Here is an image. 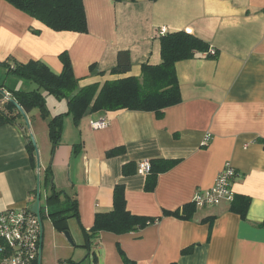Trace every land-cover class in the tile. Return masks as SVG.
<instances>
[{"label":"crops","instance_id":"crops-1","mask_svg":"<svg viewBox=\"0 0 264 264\" xmlns=\"http://www.w3.org/2000/svg\"><path fill=\"white\" fill-rule=\"evenodd\" d=\"M82 2L86 33L55 32L0 0V63L41 62L59 74V56L66 53L83 88L138 77L143 64L158 65L161 34L187 32L216 54L175 64L181 102L161 117L117 111L86 113L75 121L65 115L54 147L38 109L25 114L28 130L22 116L1 125L0 212L30 207L37 180L40 191L50 167L55 189L65 195L61 200H75L78 220H66L73 245L52 226L44 237L42 227L39 264L60 258L73 264H264V0ZM123 50L129 52L130 70L111 75ZM13 82L10 88L2 85L0 101L2 90L37 89ZM45 104L48 118L67 110L66 100L52 95ZM99 119L107 125L93 129L90 122ZM31 137L42 160L38 167L27 152ZM111 150L117 151L108 156ZM155 159L178 162L146 191L147 177L137 174V163ZM227 162L235 170L233 195L250 199L245 220L225 201L195 208L188 219L165 215L209 189ZM116 186L123 188L130 214L155 221L137 232L100 231L86 249L83 231H91L95 214L112 209Z\"/></svg>","mask_w":264,"mask_h":264},{"label":"trees","instance_id":"trees-1","mask_svg":"<svg viewBox=\"0 0 264 264\" xmlns=\"http://www.w3.org/2000/svg\"><path fill=\"white\" fill-rule=\"evenodd\" d=\"M3 1L55 32H87L82 0ZM112 1L119 2L123 0ZM129 1L135 2L137 0ZM158 40L161 59L158 65L143 64L138 77H124L83 88L78 86V79L73 75L66 53L59 56L62 64L59 74L53 73L41 62H29L27 64L13 62L11 66L8 60L0 63V67L29 83L35 84L37 87L33 91L10 90L8 92L11 99L0 106V126L13 125L14 121L21 116L13 102L18 104L25 114L33 109H38L40 117L47 120L48 137L54 147L59 142L62 118L65 115H71L75 121H79L86 113L117 111L148 112L161 117L163 110L181 102L175 64L205 54L210 47L201 39L184 31L161 34ZM130 67L129 52L126 50L119 51L116 55L115 65L109 73L111 75H125L129 72ZM92 68L91 66V71ZM100 74L103 73L100 72ZM2 87L0 86V89ZM49 95L66 100L67 110L65 113L48 118L45 97ZM26 147L34 166V147L31 142H28ZM116 151L111 150L107 155L111 156ZM149 162L151 170L146 176L144 186L146 191H151L154 188L157 176L160 173L168 171L178 161L155 159ZM49 171L50 167H47L42 179V186L46 190V194L40 217H47L54 229L58 233H63L66 231L67 219L76 218L78 220L77 205L73 199L69 202L61 200L64 193L55 189ZM249 203L250 199L248 197L234 196L230 203V210L242 220H245ZM43 207L46 208V212H44ZM193 209L195 207L190 203L174 212H166L165 215L188 219ZM154 221L155 218L130 214L126 209L123 188L116 186L113 190L112 209L106 213L95 214L91 231L89 233L83 231L86 239L85 248H90L91 240L100 231H110L118 234L137 232ZM34 264H38V261H35ZM64 264H73V261L68 260V263ZM126 264L133 263L126 260Z\"/></svg>","mask_w":264,"mask_h":264},{"label":"built area","instance_id":"built-area-1","mask_svg":"<svg viewBox=\"0 0 264 264\" xmlns=\"http://www.w3.org/2000/svg\"><path fill=\"white\" fill-rule=\"evenodd\" d=\"M215 54V50L209 48L204 55L213 57ZM1 94L0 104L11 99L8 92L2 90ZM106 125L107 122L104 119L90 122L93 129H101ZM208 140L209 137H206L205 143ZM150 170L148 160H141L137 163V174L147 176ZM234 176V168L228 162L225 163L214 184L209 189L196 191L191 204L195 208H203L218 205L223 201L231 203L234 198L231 190V181ZM42 206L44 205L39 202V212ZM43 209L46 212V208L43 207ZM40 221L28 208L8 209L0 212V264H34L38 260L42 233Z\"/></svg>","mask_w":264,"mask_h":264},{"label":"rangeland","instance_id":"rangeland-1","mask_svg":"<svg viewBox=\"0 0 264 264\" xmlns=\"http://www.w3.org/2000/svg\"><path fill=\"white\" fill-rule=\"evenodd\" d=\"M21 80V82L23 83V81L24 82H26V80H24V79H21L20 77H18V76H14V75H12V74H7L6 73V70L4 69V68H2V67H0V85L2 86H5L6 88H10V87H13V86H11V85H14L15 84V82H13L14 80ZM28 83V82H27ZM26 83V84H27ZM28 84H30V83H28ZM27 120V121H26ZM28 122V119H24L23 117H22V120H21V123H22V125H23V128H25L26 130H28V127H29V122ZM33 139V141H34V144H35V148H36V150H37V154H38V159H39V166L41 165V163H42V160H41V156H40V153H39V150H38V144H37V142H36V139L33 137L32 138ZM40 139V138H39ZM31 140V139H30ZM38 142H39V140H37ZM35 161H36V167H37V160H36V158H35ZM40 203L42 204V205H44L45 204V194H46V192H45V189H44V187L41 185V189H40ZM41 220V226L43 227V234H44V237H46V235H47V229H49L50 227L49 226H52L51 228H52V230H53V232H56V233H58V231H56L55 229H54V227H53V225H52V223H51V221L47 218V217H45V216H42V218L40 219ZM65 232H67V231H65ZM69 233V232H68ZM63 235V238H65V240H66V242H67V244L68 245H73V244H71L70 242H68V240L66 239V237L64 236V232L62 233ZM68 263V259H66V258H60L59 260H55L53 263H57V264H64V263ZM44 264H45V261H44Z\"/></svg>","mask_w":264,"mask_h":264},{"label":"water","instance_id":"water-1","mask_svg":"<svg viewBox=\"0 0 264 264\" xmlns=\"http://www.w3.org/2000/svg\"><path fill=\"white\" fill-rule=\"evenodd\" d=\"M13 104L17 108V110L20 112L21 116L24 119H26V115L22 111V109L19 107V105L16 104L15 102H13ZM30 139H31L32 145L34 147V155H35V158L37 160V167H38L39 166V159H38L37 150L35 148V144H34V141H33L32 137ZM39 202H40V192H39V179H38L37 180V190H36L35 201H34V203L30 207H28V210L31 213L35 214L37 216V218L39 219V221H40ZM64 236L66 237V239L68 240V242H70L71 244L73 243L68 232H64ZM41 241H42V233H41V238H40V246H41ZM40 253H41V250L39 251V255H38V260H37L38 261V264L40 263Z\"/></svg>","mask_w":264,"mask_h":264}]
</instances>
